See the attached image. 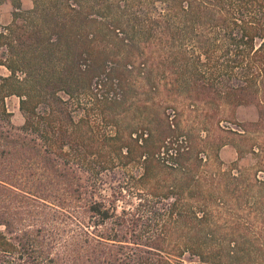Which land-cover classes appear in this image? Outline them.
<instances>
[{"label":"trees","instance_id":"16d2710c","mask_svg":"<svg viewBox=\"0 0 264 264\" xmlns=\"http://www.w3.org/2000/svg\"><path fill=\"white\" fill-rule=\"evenodd\" d=\"M9 1L13 21L0 19L9 71L0 76V264H185L186 253L209 263L198 238L213 212L161 186L166 156L189 151L173 147L178 124L124 99L144 60H158L176 76L170 92L218 111L253 105L252 126L264 130V0H33L31 11ZM131 165L142 187H159L126 190L115 171Z\"/></svg>","mask_w":264,"mask_h":264},{"label":"rangeland","instance_id":"374dc122","mask_svg":"<svg viewBox=\"0 0 264 264\" xmlns=\"http://www.w3.org/2000/svg\"><path fill=\"white\" fill-rule=\"evenodd\" d=\"M21 3L24 11L34 8L33 0ZM13 12L9 0L0 6L3 26L12 23ZM144 62L149 64L145 76L139 71L133 74L135 82L132 81L134 85L127 90L124 101L128 105L139 103L143 108L141 115L145 112L152 118L155 114L161 117L167 114L178 124L176 135L185 138L173 147L180 152L189 150L179 159L166 156L165 171L160 175L165 179L162 190L172 187L185 190L183 204L210 208L213 212L201 223L198 238L201 252L210 257L207 264H264V130L262 126H252L258 120L257 108L252 105L237 109L224 106L219 111L208 109L203 103L169 91L170 81L176 76L168 65L159 67L158 60ZM148 73L151 81L144 80ZM0 76H9L4 66H0ZM7 104L13 123L21 126L24 118L19 99L8 98ZM136 114L140 113L131 112L128 116L134 124L140 122L141 116L133 117ZM254 148L259 152L257 156L253 154ZM115 172L113 176L131 192L148 193L150 186L156 185L152 181L142 187L138 180L142 171L134 165ZM211 246L214 252L209 251ZM184 259L185 264H202L196 257L190 259L188 253Z\"/></svg>","mask_w":264,"mask_h":264}]
</instances>
